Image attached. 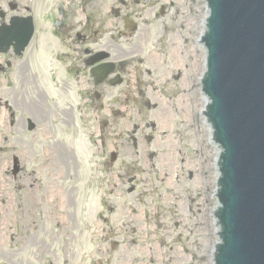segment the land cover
Returning <instances> with one entry per match:
<instances>
[{
  "label": "flooded vegetation",
  "instance_id": "flooded-vegetation-1",
  "mask_svg": "<svg viewBox=\"0 0 264 264\" xmlns=\"http://www.w3.org/2000/svg\"><path fill=\"white\" fill-rule=\"evenodd\" d=\"M166 1L172 5L175 1L181 0H151L150 4L146 2L145 9L153 12L157 8L164 10ZM65 2L67 3L65 10L57 8V17L62 19L70 17L74 9V0ZM134 2L140 1L130 0L126 10L140 19L141 16L136 15L140 10L132 8ZM1 4L6 9H10L1 11L0 8V22L9 18L12 13H16L14 11H29L26 2L21 4V1L19 3L14 0L10 4L9 0H0ZM104 5L106 0H101L94 7L86 10L88 19L84 24L75 23L72 17L62 23L58 20L53 23H45L41 20L22 55L16 56L11 47L5 54L0 53V73L10 74L20 80L17 87L3 95L4 102L0 100V125H2L0 130L11 127L17 130L20 127L21 132L24 133L28 132L29 124L35 128L40 122L45 121L46 115L41 105L44 96L48 94L47 85L51 84L54 138L59 137L61 126L67 129L68 136L73 134V138H76L77 133L80 132H94L99 144L95 153L103 158L105 173L111 170L110 177L106 176L104 182L109 186H115L116 189L130 191L137 187L144 190L156 189L151 181L136 180L133 170L138 164L149 169H152L156 163L164 164V168L174 174L171 184L173 194L170 198L161 199L172 207L169 218L172 221L177 220L176 222L200 221L203 218L201 208L206 202L201 193L204 187L202 171L197 166H182L186 158L180 144H191L196 148L195 155L190 158L192 162L197 160L199 155L203 157L202 144L195 141L191 131L192 126L186 120L189 106L194 108L199 93L196 85L189 86L185 71L189 66L194 69L199 63L198 50L189 61L187 56L174 51L175 58L169 61L168 44L161 38L162 34L166 33L167 27L157 26V16L154 18L155 24L151 27L154 30L153 40L150 38L153 34L149 29L141 33L135 26L133 32L138 33V39L124 46L123 39L127 37L124 26L121 23L119 27L116 22L111 25V29H106L104 21L108 13H105ZM13 6L15 9H11ZM93 14L96 15L94 20ZM91 19L99 22H92ZM173 21H176V18L173 17ZM104 30L106 34L102 32ZM172 35L174 38L180 36L176 29ZM154 42V46H151ZM32 59H35L45 70L32 71L30 69ZM93 59L99 60L95 64H103L105 70L110 72L108 76L104 75L100 82H97L98 77L94 79L91 74L89 65ZM172 66L176 70H173ZM35 75H41V79H48L49 82L45 84L41 81L35 88L32 81ZM5 85L6 83L0 85V90ZM3 91L0 92V97ZM29 92L35 94L31 98L25 97ZM19 93L24 95L17 98ZM70 94L82 101L74 103V98L71 101L68 96ZM171 94L188 97L183 103L177 99L174 109L182 108L184 111L179 113L185 118L180 119L173 125L172 131L168 132L166 123L157 118H165L167 108L170 106L163 100L166 95ZM6 101L10 107L5 104ZM129 105L130 108L136 109L134 117L129 116L127 111ZM158 112L160 113L157 114ZM28 118L30 121H27ZM162 143L168 144L169 152L176 157L181 154L177 168L169 160L165 161L162 153L157 152V147ZM125 157L134 158L135 165L132 170L129 169ZM73 167L76 169V162L73 163ZM111 210L116 212L109 216L113 221L140 218L134 210H128L126 207L119 209L112 207Z\"/></svg>",
  "mask_w": 264,
  "mask_h": 264
},
{
  "label": "water",
  "instance_id": "water-1",
  "mask_svg": "<svg viewBox=\"0 0 264 264\" xmlns=\"http://www.w3.org/2000/svg\"><path fill=\"white\" fill-rule=\"evenodd\" d=\"M206 115L219 143L216 264H264V0H208Z\"/></svg>",
  "mask_w": 264,
  "mask_h": 264
},
{
  "label": "rangeland",
  "instance_id": "rangeland-1",
  "mask_svg": "<svg viewBox=\"0 0 264 264\" xmlns=\"http://www.w3.org/2000/svg\"><path fill=\"white\" fill-rule=\"evenodd\" d=\"M201 0H193L192 3L188 0L182 2L176 1L173 6H169L165 16L159 19V23L162 25L169 26V32L167 33L168 37L172 36V32L176 25L184 23L187 26V23L184 20L189 18L193 21V26L189 29L194 30L195 17H200L199 12H196L197 5L203 7V13L201 16L204 17L205 4L200 3ZM180 11V16L177 21L173 22V17H177V12ZM195 13V14H194ZM146 21L151 18L147 11L144 12V17ZM186 36L185 33H183ZM191 39V38H190ZM32 56V55H31ZM198 139L202 140V134H199ZM48 143H40L36 145L33 149L32 144L26 143L28 145V152L31 153L38 151V146L43 148V151L47 153L49 148H46ZM94 144H91L92 150H94ZM26 149V148H25ZM42 151L41 164L39 170H36L33 174L37 175L38 189L35 190L37 194V201L32 202V210H37L33 205L36 203L39 205L40 211L38 212V219L33 224H26V230L22 232L21 237L18 234L11 233L9 236L3 234L4 228L0 230V264H85L82 262V257L84 253H87V250H91L94 247L97 249V243H91L92 239H95L97 235V225L93 219V212L96 208L103 207V202L99 200V192L95 189L94 184L95 180L92 178L91 190L87 189V186L81 189L77 188L75 190L68 189L75 181L72 178H67L65 176H60L58 173L54 175L53 169L50 167L48 159H51L45 152ZM205 151V150H204ZM61 155L65 153V149L61 147ZM95 158L93 155L92 164L90 167L91 177L94 175L99 176L100 172L96 169L94 162ZM39 163V159L30 157L26 168L29 170L31 164ZM99 172V174L97 173ZM211 178H208V183ZM34 182V181H33ZM202 183H207V181L202 179ZM207 183V186H208ZM99 185V182H96ZM32 185V184H31ZM34 188H37L34 185ZM66 191L64 197L65 209L67 210L69 222H67L68 230L65 229V226L61 224L60 218L64 213L61 214L59 207L56 206L57 201L52 200V197H47V194L53 193L55 191ZM23 200L25 201L24 192H20ZM110 194V193H109ZM46 196L48 200L43 199V196ZM208 195H211L209 190ZM122 198V197H121ZM125 199H127L125 197ZM212 202L207 201L206 210L211 209ZM21 210L25 212V206H21ZM38 211V210H37ZM64 212V211H62ZM15 213H19V209H15ZM2 215L0 217V226H5L8 223L9 216L5 215V211L0 212ZM74 218L70 216L74 215ZM25 216V215H24ZM20 217H23V214H20ZM27 217V216H26ZM66 217V216H65ZM125 218L119 221L120 225L126 223ZM111 223V220H110ZM18 224L21 225V219L18 220ZM208 225V226H207ZM181 229L183 234L185 233L186 228L188 233L182 235V243L186 244L189 247L188 256L193 258V254L197 257L196 264H211L209 256L212 253L211 242L215 241L217 236L214 232L213 234L206 233L214 230V224L211 227L209 221L203 220L199 223H188ZM188 226H191L190 229ZM198 226V227H197ZM18 227V226H16ZM13 228V226H11ZM87 228H89V240L85 243V233H87ZM84 230V231H83ZM19 229V234H20ZM142 231L137 233L135 239V245L125 249L124 246H121V250L116 251L112 256L111 261H104L103 264H155V262L150 263L149 258L150 254L147 251L146 242H152V239H145L142 235ZM177 236V235H176ZM161 238L168 244L167 247H164V251L167 253L170 251V247L174 245L173 231H164V236ZM42 241L40 246L37 248L33 242ZM210 242V243H209ZM26 243V244H25ZM148 243V244H149ZM26 246L28 248L27 252L25 250H18L19 247ZM174 247V246H173ZM100 250V249H99ZM111 253V252H110ZM106 254L107 260L108 254ZM94 258H101V253H94ZM190 262V261H189ZM171 264V262H170Z\"/></svg>",
  "mask_w": 264,
  "mask_h": 264
},
{
  "label": "bare ground",
  "instance_id": "bare-ground-1",
  "mask_svg": "<svg viewBox=\"0 0 264 264\" xmlns=\"http://www.w3.org/2000/svg\"><path fill=\"white\" fill-rule=\"evenodd\" d=\"M204 14L207 15V8L205 9ZM54 168H55L54 172L55 173H59V171H60V163H55L54 164ZM32 191H33L32 189H27V188L24 191V193L26 195L25 211H26V216H27L26 220L24 221V226H26V224H28V229H29V224L30 223L31 224L35 223V221L38 219L37 218L38 217V212L40 211L39 205L36 204V203L33 205V207H36L38 211L37 210L33 211L31 209L32 208V202L31 201H33V202L35 201V196H34ZM49 195H50V197H52V200H56L57 201L56 206L59 207V211L60 212L64 211V213H67V210L65 209V207H66L65 206V202H64V200L66 199V198L64 199V197L67 196L66 195V191L58 190V191H55L53 193H51V191H50V193L47 194V197H49ZM47 197L44 196L43 199L48 200ZM7 204H8V207H9V209L11 211L15 210V204L13 202L9 201L8 198H7ZM67 216H68V214L67 215H62V217L60 218V222H61L62 225L65 226L66 230H68L67 222H69V218ZM8 220L11 221V222L7 223L4 226V230H3L4 232H8V226H10V225L16 226L17 225V221H16V219L13 218V216H9ZM177 258L180 259V260H184L183 255H181V254ZM181 263H182V261H181Z\"/></svg>",
  "mask_w": 264,
  "mask_h": 264
}]
</instances>
